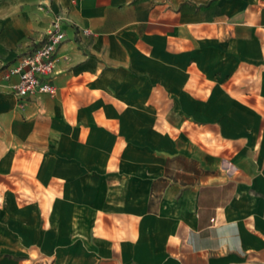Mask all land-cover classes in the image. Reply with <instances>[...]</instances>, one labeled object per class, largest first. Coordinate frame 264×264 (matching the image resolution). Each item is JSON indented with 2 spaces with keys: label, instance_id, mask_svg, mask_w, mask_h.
<instances>
[{
  "label": "crops",
  "instance_id": "crops-1",
  "mask_svg": "<svg viewBox=\"0 0 264 264\" xmlns=\"http://www.w3.org/2000/svg\"><path fill=\"white\" fill-rule=\"evenodd\" d=\"M55 18L56 93L19 99L5 73ZM117 112L142 120L107 142L95 115ZM161 112L186 131L152 145ZM76 114L80 159L118 161L99 174L123 179L92 248L51 264H264V0H0V172L8 154L64 143Z\"/></svg>",
  "mask_w": 264,
  "mask_h": 264
},
{
  "label": "rangeland",
  "instance_id": "rangeland-1",
  "mask_svg": "<svg viewBox=\"0 0 264 264\" xmlns=\"http://www.w3.org/2000/svg\"><path fill=\"white\" fill-rule=\"evenodd\" d=\"M74 100L84 103L89 98L77 97ZM106 115L95 116L98 120H105V125H100L105 126L104 134L107 142L111 143L115 133L124 137L121 128L124 121L133 120L139 125L142 120L140 114H132V117L127 114L125 120L123 112H117V117H113L115 120H109ZM75 117V122L70 123L66 130L64 143L55 140L56 143L39 153L21 151L15 153L17 156L6 155L9 165L0 172V260L5 264H51L61 250H68L70 255L75 249L92 248L96 238L93 221L100 218L103 222L109 217V203L104 202L108 199V187L112 181L123 177L99 173L119 168V162L111 160L104 166L96 161L80 159V137L88 132L81 130L80 126L87 117L84 121L82 118L77 120V114ZM132 131L140 136V128ZM185 131L183 123L180 129H173L168 113L149 116L152 145H157L158 140L171 141ZM119 146L124 147V143ZM109 148L106 143L101 150L104 152ZM155 149L150 147V152H156ZM85 232L86 237H83Z\"/></svg>",
  "mask_w": 264,
  "mask_h": 264
},
{
  "label": "built area",
  "instance_id": "built-area-1",
  "mask_svg": "<svg viewBox=\"0 0 264 264\" xmlns=\"http://www.w3.org/2000/svg\"><path fill=\"white\" fill-rule=\"evenodd\" d=\"M80 31L84 35L91 34L87 29ZM64 39L60 19L55 18L52 28L43 36L40 43L32 51L20 56L15 66L7 69L5 78L18 76V81L12 85L17 98H31L39 94L55 95L56 88L50 77L55 73L57 50Z\"/></svg>",
  "mask_w": 264,
  "mask_h": 264
}]
</instances>
